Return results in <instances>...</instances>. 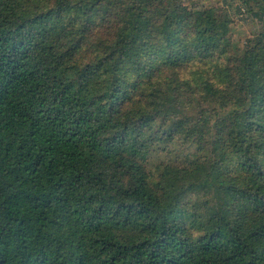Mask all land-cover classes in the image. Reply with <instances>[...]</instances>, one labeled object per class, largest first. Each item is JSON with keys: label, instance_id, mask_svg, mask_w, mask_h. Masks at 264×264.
<instances>
[{"label": "trees", "instance_id": "trees-1", "mask_svg": "<svg viewBox=\"0 0 264 264\" xmlns=\"http://www.w3.org/2000/svg\"><path fill=\"white\" fill-rule=\"evenodd\" d=\"M241 4L237 55L220 8L0 0V264H264V0Z\"/></svg>", "mask_w": 264, "mask_h": 264}, {"label": "rangeland", "instance_id": "rangeland-1", "mask_svg": "<svg viewBox=\"0 0 264 264\" xmlns=\"http://www.w3.org/2000/svg\"><path fill=\"white\" fill-rule=\"evenodd\" d=\"M190 7L220 8L230 20V39L235 54L240 55L246 41L254 38L261 30V23L246 13L241 0H184ZM166 160L165 155H155L148 163L154 171L155 164Z\"/></svg>", "mask_w": 264, "mask_h": 264}]
</instances>
